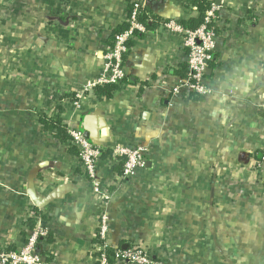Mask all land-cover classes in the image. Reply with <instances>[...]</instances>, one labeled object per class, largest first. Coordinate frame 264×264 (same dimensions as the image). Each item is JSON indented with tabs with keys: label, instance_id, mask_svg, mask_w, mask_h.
<instances>
[{
	"label": "crops",
	"instance_id": "obj_1",
	"mask_svg": "<svg viewBox=\"0 0 264 264\" xmlns=\"http://www.w3.org/2000/svg\"><path fill=\"white\" fill-rule=\"evenodd\" d=\"M184 1L0 0V255L20 252L42 219V264H97L105 212L112 249L142 246L165 264H264V0H211L210 93L176 95L188 49L163 23L198 16ZM133 4L150 28L130 42L118 90L99 99L110 37ZM41 116L92 135L105 159L144 147L146 167L102 211L77 152Z\"/></svg>",
	"mask_w": 264,
	"mask_h": 264
},
{
	"label": "built area",
	"instance_id": "obj_2",
	"mask_svg": "<svg viewBox=\"0 0 264 264\" xmlns=\"http://www.w3.org/2000/svg\"><path fill=\"white\" fill-rule=\"evenodd\" d=\"M184 4L189 6L186 1ZM191 9L197 11L195 7ZM142 10L143 5L135 4L131 15L127 16L125 23L129 25V29L116 37L114 48L106 54V69L99 78L98 85H119L125 79L122 60L123 56L129 52L127 43L134 40L135 31L146 33L144 26L138 22V17L143 14ZM216 10L217 7L213 3L211 9L205 14L204 23L195 30L186 29L181 21L176 19L163 23L165 31L184 38L188 49L187 66L189 74L187 78L181 80V86L173 90L176 95L180 93L182 87L200 95L210 93L204 81L205 73L212 62V56L217 47V35L214 29L209 27L213 23ZM87 91L91 92L89 89ZM84 94L85 92L82 91V94L77 97L78 100L72 102L75 108L80 107ZM67 131L70 137L68 144L77 152L83 175L90 182L94 194L100 200V209L104 211L103 208L107 206L112 196L111 189L123 181L132 182L138 173L145 169L148 150L141 146H118L115 148L111 159H105V150L88 139L85 132L79 127L67 125ZM119 165H122V171L120 176H117L113 169ZM32 216L36 218L34 214ZM101 217L102 225L99 235L102 244L97 247V264H165L157 260L148 249L142 246L133 245L127 249H112L105 245L104 241L108 240L109 218L105 212L101 214ZM43 224V220L39 219L34 231L28 238L27 244L20 252L2 253L0 264H42V255L36 246L38 238L48 234L47 230L42 229Z\"/></svg>",
	"mask_w": 264,
	"mask_h": 264
},
{
	"label": "trees",
	"instance_id": "obj_3",
	"mask_svg": "<svg viewBox=\"0 0 264 264\" xmlns=\"http://www.w3.org/2000/svg\"><path fill=\"white\" fill-rule=\"evenodd\" d=\"M188 5L191 7H195L198 12V16L192 20L182 22L181 24L183 27L189 30H195L199 28L205 21V14L207 11L211 9V6L214 2L211 0H186ZM135 4H133L134 8ZM132 8V10H133ZM132 10H130L129 15H131ZM148 16L144 13L138 17V22L145 25V27L150 28L148 24ZM209 27L213 28V23L209 25ZM129 29V25L127 23H124L120 25L118 28H116L109 41V45L111 48H114L115 42H116V37L123 34ZM140 32L135 31L134 34L137 37ZM127 47L130 48L131 44L130 42L127 43ZM126 55V54H125ZM125 57V56H123ZM178 75L185 76L187 74L186 67H183L178 73ZM119 85H114V84H105V85H98L94 88L96 91V95L99 99L102 98H111L113 96V93L118 90ZM40 124L45 130V132H55L56 137L62 142V143H68L70 140L68 131H67V126L64 124L63 118L58 117V116H41L40 118ZM72 152L75 154L76 151L74 148H71ZM119 173L121 174V167L117 168ZM29 226L33 230L34 228V222H30Z\"/></svg>",
	"mask_w": 264,
	"mask_h": 264
},
{
	"label": "water",
	"instance_id": "obj_4",
	"mask_svg": "<svg viewBox=\"0 0 264 264\" xmlns=\"http://www.w3.org/2000/svg\"><path fill=\"white\" fill-rule=\"evenodd\" d=\"M207 72H210V69H208V70L206 71V73H207ZM105 134H107V130L104 131V135H105ZM85 136H86L88 139H90L92 142H94V141L92 140V139H93L92 135L90 136L88 133L85 132ZM102 136H103V135H102ZM124 249H126V248H124Z\"/></svg>",
	"mask_w": 264,
	"mask_h": 264
}]
</instances>
